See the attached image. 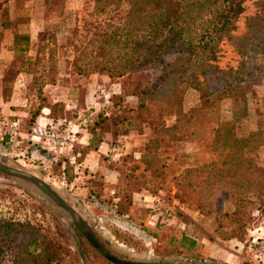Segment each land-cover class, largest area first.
<instances>
[{
  "label": "rangeland",
  "instance_id": "rangeland-1",
  "mask_svg": "<svg viewBox=\"0 0 264 264\" xmlns=\"http://www.w3.org/2000/svg\"><path fill=\"white\" fill-rule=\"evenodd\" d=\"M79 1L80 8L77 10L57 7L53 13L60 18L59 22L51 24L49 28L52 30L30 44L27 53L28 57L35 58L38 50L39 60L34 62L30 71L37 70L39 77L45 71L55 70L54 84H49L45 78H41L40 82L35 81L33 75L20 68V62L13 63L2 72L4 78L0 87L4 95L11 96V103L29 114L28 121L23 124L24 130L29 132L40 118L51 121L60 116L77 132L72 147L66 150L54 153L37 147L44 154L43 159L33 154L30 143L24 146H20L23 141L19 146L0 143V165L28 173L38 182L35 185L29 180L0 172V219L33 225L61 256H72L76 264H83V260L87 264H122L120 261H130L129 264L164 261L182 264H264V251L260 247L264 244V235L263 230L259 229L264 227V216L255 208L252 223L243 240L240 242L238 238H230L234 226L220 217L222 222L218 231L216 221L217 208L230 211L223 189L215 188L210 193L209 186L203 183V177H189V170L222 160V155L213 153L211 149L214 125L183 140L172 139L182 136L184 130L175 131L173 137L162 135V145L156 151L158 158L149 163L146 147L150 140L159 138L158 130H152L149 124H158L160 128L174 126V106L148 101L142 116L136 117L133 109L124 105L119 109L120 103L116 104L113 99L122 93L120 79H111L105 73L85 78L77 74L73 66V46L79 45L77 38H74L75 29L80 31L90 20L102 24L110 20L115 22L117 17V13L112 12L99 19H89L88 13L93 9V4L87 0ZM260 1L247 0L243 4L244 12L237 20L236 31L232 34L234 37L243 35L246 19L260 12ZM49 6L52 9L53 5ZM214 64L220 70L207 74L205 80L211 91L218 92L226 85L227 71L236 69L240 64V56L231 41L220 43ZM257 66L258 84L248 94L249 117L238 126L240 135H246L251 129L264 128L263 57L259 58ZM19 72L25 74V79L29 80L27 83L17 81ZM101 90H104L102 94ZM87 95L92 96V104L86 103ZM127 101L135 103L132 98ZM95 102L99 103L97 107ZM40 105L50 107L51 111L45 107L39 110ZM198 105L199 93L189 89L183 100L184 110L189 111ZM61 108L62 114L59 112ZM230 109L229 102H224L222 118L231 116ZM36 113V119H32ZM3 115L5 118H15L9 115L8 110ZM127 120L131 122L129 128L125 126ZM91 128L96 129L95 134L101 141L103 133H110L114 137L113 141L108 142L109 149L120 145H124L125 149L112 160L107 154L99 157L89 146L87 149L80 146L79 130L90 132ZM252 155V152L246 151L247 157ZM257 158L264 168V146L258 150ZM196 180L199 186L195 188L185 185L188 181ZM51 193L77 213L88 229L85 235L94 237L90 240L91 245L84 237H77L83 256L77 254L71 237V219L52 200ZM156 194L162 195L168 203L181 207L176 217L187 224V234L181 232L177 225L169 224L170 221L156 222L151 217V208L146 207L151 204L144 202V196ZM182 236L194 241V246L182 242ZM257 237H260L259 240L253 242ZM98 248L103 249L109 257L101 255Z\"/></svg>",
  "mask_w": 264,
  "mask_h": 264
},
{
  "label": "trees",
  "instance_id": "trees-1",
  "mask_svg": "<svg viewBox=\"0 0 264 264\" xmlns=\"http://www.w3.org/2000/svg\"><path fill=\"white\" fill-rule=\"evenodd\" d=\"M87 1L93 4L88 13L89 19H99L112 12L117 13V17L115 22L110 20L102 24L90 20L80 31L78 28L73 30L74 38L79 42V45L73 46V66L77 74L85 78L105 73L111 79H120L122 93L113 99L116 104L120 103L119 109L122 105L133 109L136 117L142 116L148 101L174 106V126L160 128L158 124H149L152 130L159 132V138L150 140L146 147L149 163L158 158L156 151L162 145V135L173 137L175 131L184 130L182 136L172 139L183 140L214 125L211 149L213 153L222 155V160L189 170V177H203L210 193L215 188L223 189L230 211L215 210L218 231L221 229L220 217L225 218L234 226L230 238H238L241 242L252 223L253 210L256 208L264 216V168L257 158L258 150L264 146V128L251 129L246 135L238 134V126L249 117L248 94L258 84L257 61L264 58V0L259 2L260 12L246 19L244 34L236 37L232 34L247 0ZM8 13V9L0 3L1 28L7 29L10 25ZM224 40L231 41L240 56V64L236 69L227 71L225 87L213 92L205 77L220 70L214 63L219 45ZM13 44V63L20 62V68L33 75L35 81L45 78L49 84L55 83V70L45 71L42 73L45 75L39 77L37 70L30 71L34 62L39 60V52L37 50L35 58L27 56L30 47L27 34L14 35ZM189 89L199 93V105L185 111L183 100ZM128 98L134 99L135 103H128ZM224 102H229L231 106V116L225 119L222 118ZM44 107L42 105L39 110ZM45 108L51 111L50 107ZM59 112L62 114V108ZM33 116L32 119H36L37 113ZM56 118L61 117L53 120ZM125 126H131L130 120L125 122ZM190 129L193 131L187 133ZM95 130L90 129L92 137L88 146L92 150H97L101 143ZM246 151L252 152V157H247ZM198 184L196 180L185 185L195 188ZM51 195L71 219V237L77 254L83 256L77 237H84L90 243L85 235L88 230L85 223L66 202ZM181 240L191 247L195 244L184 236ZM69 261L72 264L77 262L72 256H61L38 228L28 223L0 219V264H69ZM83 264H87L85 260ZM154 264L182 263L164 261Z\"/></svg>",
  "mask_w": 264,
  "mask_h": 264
},
{
  "label": "crops",
  "instance_id": "crops-1",
  "mask_svg": "<svg viewBox=\"0 0 264 264\" xmlns=\"http://www.w3.org/2000/svg\"><path fill=\"white\" fill-rule=\"evenodd\" d=\"M79 2V0H7V2H5V0H0V3H3V7L8 9V20L10 23L7 29L0 27V31L2 33V38L0 40V84L4 78L2 75L4 68H9L13 64L14 35L25 33L29 36L30 44L36 43L39 37L42 36L46 31L52 30L49 28L51 24H56L59 22L60 18L56 17V14L53 13L57 10V7H60L61 10H77L80 8ZM49 5H53L54 8L52 7L51 9ZM24 75L25 74L23 72H19L17 74V81L27 83L29 80H26V76L24 77ZM91 98L92 96L90 97V95H87V104H92L93 101H91ZM11 100L12 97L4 95V92L0 87V108L3 107L2 113L8 110L9 115L16 118V121L19 123L20 130L24 134L28 131L23 129V124L28 121L29 114L21 110V107H16L13 105ZM98 105L99 103L95 102V106L97 107ZM46 115L47 114L45 113V116ZM42 120L49 122L47 118H40L38 119V122H42ZM79 132L80 135L78 136V143L80 146H83L87 149L92 135L88 130L84 129H80ZM113 139L114 137L111 136L110 133H103L102 141L99 144L97 151L92 149L90 150L101 157L102 155L107 154L110 146L108 142L113 141ZM26 143V141H23L22 145L20 146H24ZM29 147H31L32 152L36 157H40L42 159L44 158V154L40 153L39 149L37 148L38 146L29 145ZM150 201L151 195L144 196V202L149 203ZM146 207L148 208L150 205L148 204ZM169 224H174L175 226L177 225L181 232H186V234L187 231L189 232L187 224L182 222L177 217L176 219L171 220ZM260 229L263 230L262 234L264 235V227H260Z\"/></svg>",
  "mask_w": 264,
  "mask_h": 264
},
{
  "label": "built area",
  "instance_id": "built-area-1",
  "mask_svg": "<svg viewBox=\"0 0 264 264\" xmlns=\"http://www.w3.org/2000/svg\"><path fill=\"white\" fill-rule=\"evenodd\" d=\"M103 92L104 90H101V94ZM76 132L65 119L61 118L56 121L39 122L29 132L23 134L18 121L5 118L0 108V143L19 146L22 141H26L33 146L57 153L72 147ZM124 149V145L112 147L108 150L107 155L114 160ZM150 204L151 217L156 222H169L175 219L177 213L182 210L180 206L165 201L160 194L151 195ZM257 240H259V237L253 239V242H257ZM260 247L264 251V244Z\"/></svg>",
  "mask_w": 264,
  "mask_h": 264
},
{
  "label": "water",
  "instance_id": "water-1",
  "mask_svg": "<svg viewBox=\"0 0 264 264\" xmlns=\"http://www.w3.org/2000/svg\"><path fill=\"white\" fill-rule=\"evenodd\" d=\"M0 172L6 175H11L17 178L29 180L35 185H38L37 179L34 176L29 175L28 173L22 172L20 170L13 169L10 167H4L0 165ZM98 251L101 253V255L105 256V252L103 251V249L98 248Z\"/></svg>",
  "mask_w": 264,
  "mask_h": 264
},
{
  "label": "flooded vegetation",
  "instance_id": "flooded-vegetation-1",
  "mask_svg": "<svg viewBox=\"0 0 264 264\" xmlns=\"http://www.w3.org/2000/svg\"><path fill=\"white\" fill-rule=\"evenodd\" d=\"M88 239H89V240H93V239H94V237H93V236H91V235H89V236H88ZM105 257H109V256H108V255L105 253Z\"/></svg>",
  "mask_w": 264,
  "mask_h": 264
}]
</instances>
